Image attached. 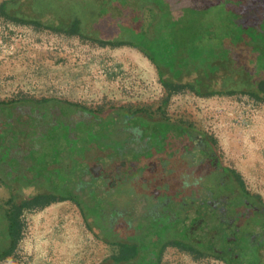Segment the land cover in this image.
Instances as JSON below:
<instances>
[{
	"label": "flooded vegetation",
	"instance_id": "af4514ba",
	"mask_svg": "<svg viewBox=\"0 0 264 264\" xmlns=\"http://www.w3.org/2000/svg\"><path fill=\"white\" fill-rule=\"evenodd\" d=\"M218 1L225 29H208L204 18L193 21L184 10L177 16L188 14L194 27L182 18L175 25L166 5L178 9L180 0L142 1V21L146 6L156 12L143 29L157 31L146 44L158 54L154 66L172 93L264 99V0ZM17 6V19L33 16L31 0ZM34 16L40 26L68 31L60 16ZM94 17L81 20L72 35L113 47L129 40L128 22L119 31L108 16ZM167 37L170 45L160 55ZM55 201L74 203L109 249L95 264H162L167 248L179 249L169 245L176 235L219 249L199 256L264 264V201L220 159L214 137L191 125L124 107L43 100L1 105L0 264L16 261L28 210Z\"/></svg>",
	"mask_w": 264,
	"mask_h": 264
},
{
	"label": "rangeland",
	"instance_id": "374dc122",
	"mask_svg": "<svg viewBox=\"0 0 264 264\" xmlns=\"http://www.w3.org/2000/svg\"><path fill=\"white\" fill-rule=\"evenodd\" d=\"M4 1L8 0L0 4ZM167 7L175 25L182 18L194 27L193 21L202 14L208 29L227 28L218 0H180L178 9L173 4ZM181 10L190 12L193 21L185 13L177 16ZM155 17L154 9H143L145 29ZM167 43L169 37L164 38ZM30 100L124 107L191 125L214 137L220 159L234 166L244 185L264 201V99L240 93L209 98L172 93L154 64L134 47L102 46L0 15V102ZM27 222L14 264H95L108 253L72 202L55 201L28 210ZM162 264L225 263L167 248Z\"/></svg>",
	"mask_w": 264,
	"mask_h": 264
},
{
	"label": "trees",
	"instance_id": "16d2710c",
	"mask_svg": "<svg viewBox=\"0 0 264 264\" xmlns=\"http://www.w3.org/2000/svg\"><path fill=\"white\" fill-rule=\"evenodd\" d=\"M142 1L143 0H31V11L33 16L30 14L28 15V19H17L18 16V4L20 0H8L4 1L0 4V15L11 19L12 21L26 23L28 25L40 26L38 22V18L34 16L37 13L44 14L46 12L51 13L54 16H60L61 19L68 25V31L66 34H76L79 28V23L81 20L84 19L85 23L88 22V19L92 17L95 20H102L105 17H109L108 20L112 25L119 27V31L123 28L121 26L123 21L128 22V26H126L127 32H129L128 36L129 40L124 41L122 44H125L130 47H134L145 54L148 59L153 63L156 64L158 62V54L153 56L152 53L146 48L147 41L154 42L153 38H156L157 31L155 29L152 30V35L144 32V23L142 21ZM167 9V5H166ZM163 11V9H162ZM168 11L166 12V14ZM111 14L112 17L109 15ZM92 16V17H90ZM80 17V18H79ZM197 17L201 18V15H197ZM82 18V19H81ZM58 31V30H57ZM60 32V31H58ZM225 38H229L225 33ZM99 44H105L106 42H101L96 40ZM95 41V42H96ZM164 38L160 40L161 51L164 53V49L167 48L170 44H163ZM121 43H111V45H118ZM160 74V73H159ZM161 76V74H160ZM163 80V79H162ZM164 86H169L166 81L163 80ZM31 101V100H30ZM47 101V100H43ZM15 101H8V102H0V106L7 104H12ZM61 102V101H59ZM72 105H78L75 103L67 102ZM243 182V180H242ZM66 199V198H64ZM50 204V203H48ZM47 204V205H48ZM167 243H164V245ZM202 243L195 241L190 235H176L169 245L175 246L181 250L189 251L194 255H214L217 254L219 249H211L205 248L200 245ZM163 245V246H164ZM206 251L209 252L206 254ZM216 256V255H215Z\"/></svg>",
	"mask_w": 264,
	"mask_h": 264
}]
</instances>
